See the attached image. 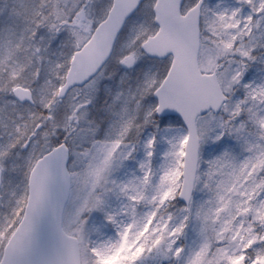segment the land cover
<instances>
[{"label": "snow or ice", "instance_id": "6c2138e0", "mask_svg": "<svg viewBox=\"0 0 264 264\" xmlns=\"http://www.w3.org/2000/svg\"><path fill=\"white\" fill-rule=\"evenodd\" d=\"M0 264H264V0H0Z\"/></svg>", "mask_w": 264, "mask_h": 264}]
</instances>
